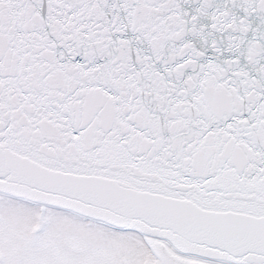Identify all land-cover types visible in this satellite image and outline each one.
Returning a JSON list of instances; mask_svg holds the SVG:
<instances>
[{"label": "snow or ice", "instance_id": "6c2138e0", "mask_svg": "<svg viewBox=\"0 0 264 264\" xmlns=\"http://www.w3.org/2000/svg\"><path fill=\"white\" fill-rule=\"evenodd\" d=\"M0 264H264V0H0Z\"/></svg>", "mask_w": 264, "mask_h": 264}]
</instances>
